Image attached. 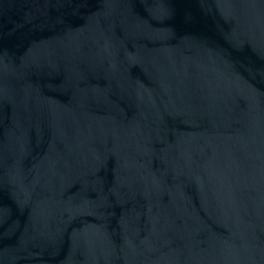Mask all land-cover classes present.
I'll use <instances>...</instances> for the list:
<instances>
[{"label": "water", "instance_id": "water-1", "mask_svg": "<svg viewBox=\"0 0 264 264\" xmlns=\"http://www.w3.org/2000/svg\"><path fill=\"white\" fill-rule=\"evenodd\" d=\"M0 264H264V0H0Z\"/></svg>", "mask_w": 264, "mask_h": 264}]
</instances>
